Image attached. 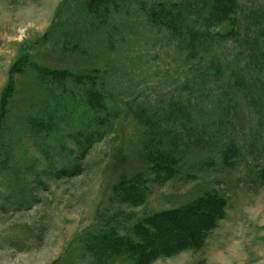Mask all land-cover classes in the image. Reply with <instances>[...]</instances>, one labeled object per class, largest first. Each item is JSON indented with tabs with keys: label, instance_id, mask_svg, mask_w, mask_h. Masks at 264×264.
<instances>
[{
	"label": "rangeland",
	"instance_id": "1",
	"mask_svg": "<svg viewBox=\"0 0 264 264\" xmlns=\"http://www.w3.org/2000/svg\"><path fill=\"white\" fill-rule=\"evenodd\" d=\"M181 1L0 0V264H264V83L230 87L264 40L228 20L190 52L151 15ZM207 197L197 247L136 248L151 215Z\"/></svg>",
	"mask_w": 264,
	"mask_h": 264
},
{
	"label": "trees",
	"instance_id": "2",
	"mask_svg": "<svg viewBox=\"0 0 264 264\" xmlns=\"http://www.w3.org/2000/svg\"><path fill=\"white\" fill-rule=\"evenodd\" d=\"M104 1L90 0L89 3L103 6ZM158 6L152 9L151 15L155 16L157 22L163 24L190 52L196 50L198 46L203 47L210 41L211 43H215L217 39H215L216 37L209 30L218 23L228 20L237 21V23L243 21V19L257 21L259 31L255 39L257 40L262 36L264 40V2L257 4L255 8L243 6L240 0H182L181 2L168 3L167 6L163 4ZM188 10L191 11L189 12ZM94 12L97 13L96 11ZM255 42L253 41V43ZM251 49H253L252 52L250 51L252 55L250 60V63H252L250 65L251 68L245 71V75L241 74L240 78L239 76L234 77L235 82L230 87L243 88V91L246 93L253 91L255 97L261 99V82L262 84L264 83V46L262 50L261 45L258 47L253 46ZM41 71V73L51 75L47 77L50 82L55 81L53 76L56 75L55 77H58L54 70L43 69ZM73 82L76 85L78 84V87L84 86L85 79L78 78L77 80V78H74ZM75 84L69 82V88ZM61 87L63 88L64 86ZM66 87L65 84V89ZM89 94L88 104L96 108L101 106L99 104L103 100L102 94L96 91H91ZM159 154L161 155L157 159H160L165 166L171 165V169H174L173 163L175 161L179 162L181 157V152L172 147L171 150L162 151ZM209 200L212 201L211 197L151 215L146 223L140 224L144 238L141 241L135 242L136 248L146 247L151 241L147 240L146 236L151 235L153 239L158 238L155 241L157 243L156 249H154L155 254H166L175 249L181 250L197 247L196 242L201 241L202 234H205L210 229L213 217L217 216L208 204L210 203ZM156 219L162 221L161 225L155 221ZM189 224L190 227L188 228ZM159 229L165 231V233H162L163 238H159L156 235ZM173 242H178L177 246L174 247Z\"/></svg>",
	"mask_w": 264,
	"mask_h": 264
}]
</instances>
